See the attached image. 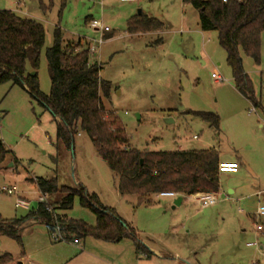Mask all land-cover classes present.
Listing matches in <instances>:
<instances>
[{
    "label": "rangeland",
    "instance_id": "obj_1",
    "mask_svg": "<svg viewBox=\"0 0 264 264\" xmlns=\"http://www.w3.org/2000/svg\"><path fill=\"white\" fill-rule=\"evenodd\" d=\"M0 10L44 24L46 43L37 70L44 94L51 92L47 49L59 26L65 43L81 39L95 45L90 58L102 67L101 78L112 83L110 96L101 95L102 103L123 122L131 147L153 151L216 147L224 159L243 163L238 173H221L223 191L215 205L203 208L184 196L183 203L174 206L175 197L157 195L152 205L138 206L135 195L120 194L117 177L85 132L78 129L67 146L58 139L57 122L43 103L26 87L3 83L0 139L12 154L0 170V222L62 196L45 197L37 186L38 178L55 180L59 187H84L98 195L136 230L152 255L137 253L130 238L56 240L46 225L36 223L21 240L0 236V256L11 254V264H264V229L258 230V225L264 227V216H253L264 203V32L259 63L241 51L261 102L257 107L236 88L218 32L202 30L198 10L183 0H66L64 5L62 0H0ZM140 14L165 27L131 33L129 21ZM91 19L109 28L102 44L97 41L104 32L91 27ZM213 73L223 80L217 82ZM188 110L217 113L219 129ZM4 187H16L17 192L8 194ZM19 196L30 201L29 208L16 207ZM66 214L96 224V214L81 204L79 196Z\"/></svg>",
    "mask_w": 264,
    "mask_h": 264
},
{
    "label": "trees",
    "instance_id": "obj_2",
    "mask_svg": "<svg viewBox=\"0 0 264 264\" xmlns=\"http://www.w3.org/2000/svg\"><path fill=\"white\" fill-rule=\"evenodd\" d=\"M62 1L64 5L66 0ZM183 1L198 10L202 30L218 32L236 88L253 105L261 106L252 80L244 69L241 51L260 62L264 0ZM163 27V22L143 14L132 18L128 24L131 33L150 32ZM45 43L44 24L13 10H0V85L12 82L26 87L52 112L57 122V137L67 146L71 147L78 129L85 132L117 177L122 196L135 195L138 206H148L153 204L154 196L162 192H176L179 196L220 192V152L217 148L153 151L131 147L123 122L115 112H107L104 108L101 95L110 96L112 83L101 78L102 67L91 60L90 45L81 39L65 43L59 26L54 30L52 46L47 49L51 92L44 94L40 90L37 70ZM186 113L208 122L216 131L220 127L221 118L217 113L194 110ZM11 154L0 139V170ZM37 186L45 196L63 195L39 202L37 208L24 216L2 220L0 236L21 240L23 232L36 223L46 225L51 234L59 225L62 236L67 240L80 241L93 236L119 242L130 238L137 253L152 255L138 239L136 230L115 209L103 205L98 195L89 194L84 187H59L55 180L45 178H38ZM77 196L83 206L96 214L95 225L69 218L66 214ZM13 260L9 253L0 256V264H10Z\"/></svg>",
    "mask_w": 264,
    "mask_h": 264
},
{
    "label": "built area",
    "instance_id": "obj_3",
    "mask_svg": "<svg viewBox=\"0 0 264 264\" xmlns=\"http://www.w3.org/2000/svg\"><path fill=\"white\" fill-rule=\"evenodd\" d=\"M122 2H136L138 0H120ZM223 1H227V0H223ZM91 27H93L95 30L100 31V32H108L109 28L104 26L103 21L101 20H97V19H91ZM98 44H102L104 42V36H102L98 41ZM97 49L95 47V45H90V52L93 53L95 52ZM212 77L218 82V81H222L223 78L220 74L218 73H213ZM219 170L221 173H225V172H230V173H234L237 172L239 170V164L237 162H233V161H220L219 163ZM3 191H6L8 194H14L17 192L16 187H4ZM159 196H168V197H178L179 195L176 192H162L159 194ZM47 197V196H45ZM184 197V196H183ZM187 198H191L193 200H195V202L199 203L203 208L215 205L218 201V195L216 193H209V192H199L196 194H192V195H188ZM45 201V200H43ZM41 202V201H40ZM16 207H21V208H29L30 207V201L27 200L24 197H18L17 201H16ZM52 208L49 207V210H51ZM256 216H264V204H260L257 212H256ZM262 225H258V229H262ZM54 239L56 240H64L65 238L62 236L61 232H60V226L57 225L56 227V231L53 233ZM75 243H80L79 240H74Z\"/></svg>",
    "mask_w": 264,
    "mask_h": 264
},
{
    "label": "crops",
    "instance_id": "obj_4",
    "mask_svg": "<svg viewBox=\"0 0 264 264\" xmlns=\"http://www.w3.org/2000/svg\"><path fill=\"white\" fill-rule=\"evenodd\" d=\"M199 24H200V22H199ZM100 32V31H99ZM109 32V31H108ZM108 32H106V33H108ZM153 32H157V31H153ZM152 31H150V32H138V33H134V34H146V33H153ZM159 32V31H158ZM106 33H103V36H104V39H106V37H105V34ZM183 110V109H182ZM170 116L171 115H169L168 116V120H169V122H171L172 121V119H170ZM171 120V121H170ZM216 148V147H215ZM178 150H186V149H184L182 146H180L179 147V149ZM219 150V149H218ZM220 152V151H219ZM220 161H237L239 164H240V166H239V170L237 171V172H234V173H238L239 171H240V168H241V166L243 165V163L239 160V159H237V160H227V159H224L223 158V156H222V154H221V152H220ZM225 173H230V172H225ZM223 190H222V188H221V190H220V192L219 193H221ZM219 193H217V194H219ZM231 193H235V191L233 190V189H231ZM223 197H225V195L223 194L222 195ZM177 197H175V199H176ZM185 198V197H184ZM183 203V202H182ZM260 204H264V203H261L260 202ZM259 204V205H260ZM253 216H254V218H256L257 216H256V213H253ZM32 227H30V228H28L27 230H25L24 232H26V231H29L30 229H31ZM264 229V227L261 229V230H263ZM258 230H260V229H258ZM23 232V233H24ZM23 235V234H22ZM248 245L249 246H253V245H257V243H248ZM27 262V261H26ZM25 261H20V262H18V263H14V264H37V263H35V262H33V261H28L27 263H26ZM11 264V263H10ZM254 264H257V263H254Z\"/></svg>",
    "mask_w": 264,
    "mask_h": 264
},
{
    "label": "water",
    "instance_id": "obj_5",
    "mask_svg": "<svg viewBox=\"0 0 264 264\" xmlns=\"http://www.w3.org/2000/svg\"><path fill=\"white\" fill-rule=\"evenodd\" d=\"M35 72H32V74H34ZM184 200V197L183 196H178L176 199H175V202H174V206H179L182 204Z\"/></svg>",
    "mask_w": 264,
    "mask_h": 264
}]
</instances>
